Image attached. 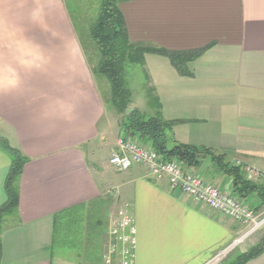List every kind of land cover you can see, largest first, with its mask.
<instances>
[{
	"label": "crops",
	"instance_id": "crops-1",
	"mask_svg": "<svg viewBox=\"0 0 264 264\" xmlns=\"http://www.w3.org/2000/svg\"><path fill=\"white\" fill-rule=\"evenodd\" d=\"M120 10L132 42L201 51L188 65L192 77L180 76L167 57L145 56L164 119L178 121L176 141L240 163L264 193V0H124ZM109 113L65 1L0 0V138L28 160L18 211L2 224L0 264H53L55 216L99 199H110L111 213L130 205L136 264H208L240 236L237 222L142 165L117 172L118 179L108 174L124 136L119 118ZM10 167V155L0 148V208ZM245 167L263 176L252 178ZM188 171L236 197L232 179L210 161ZM238 199L264 212L258 193ZM263 236L254 234L238 256ZM247 264H264V252Z\"/></svg>",
	"mask_w": 264,
	"mask_h": 264
},
{
	"label": "trees",
	"instance_id": "trees-1",
	"mask_svg": "<svg viewBox=\"0 0 264 264\" xmlns=\"http://www.w3.org/2000/svg\"><path fill=\"white\" fill-rule=\"evenodd\" d=\"M70 17L76 28L74 2L64 0ZM124 0H96L93 19L88 25V34L92 43L93 59H89L95 78H106L111 93L108 99L115 111L123 117L121 129L126 138L139 141L143 146L154 149L167 161H177L185 170L201 169L206 161L214 168L232 179L233 192L238 198H248L258 193L264 198L259 186L247 180L243 170L230 165L224 155L214 149L197 147L176 141L172 136L173 127L178 121H167L161 116L159 98L152 96V104L157 105V116L145 118L137 109H132V92L127 82V66L139 65L145 68V56L158 54L167 57L182 77H192L188 65L201 51L172 52L162 48L145 46L131 41L127 26L120 10ZM71 6V7H70ZM78 31V30H77ZM149 78V77H148ZM106 102V103H107ZM0 148L11 157V167L6 180L7 200L0 208V233L6 216L14 215L19 206V182L23 168L28 160L22 153L12 148L7 141L0 138ZM110 199H99L87 205L65 210L54 218L53 246L56 242H67L69 237H86L87 244L94 242L99 231L105 230L104 206ZM90 206V210H86ZM258 211V210H256ZM106 223V226H105ZM66 240V241H65ZM264 252V236L260 243L247 252L240 254L234 264H247ZM2 249L0 244V261Z\"/></svg>",
	"mask_w": 264,
	"mask_h": 264
},
{
	"label": "built area",
	"instance_id": "built-area-1",
	"mask_svg": "<svg viewBox=\"0 0 264 264\" xmlns=\"http://www.w3.org/2000/svg\"><path fill=\"white\" fill-rule=\"evenodd\" d=\"M109 163L118 173L128 171L134 164L142 165L147 168L150 176L159 180L168 179L173 189L241 226L239 238L208 264H220L233 245L243 243L264 227V212H257L230 191L207 183L200 175L185 170L179 162L167 161L154 149L143 147L133 139L120 137L117 140V150L112 153ZM245 171L252 178L263 176V173L250 167H245ZM129 207L126 203L111 213L105 236L103 264H136L138 232Z\"/></svg>",
	"mask_w": 264,
	"mask_h": 264
},
{
	"label": "rangeland",
	"instance_id": "rangeland-1",
	"mask_svg": "<svg viewBox=\"0 0 264 264\" xmlns=\"http://www.w3.org/2000/svg\"><path fill=\"white\" fill-rule=\"evenodd\" d=\"M71 7V6H70ZM74 17L77 20V30L82 38L83 47L87 53V56L90 60L93 59V51H92V43L88 34V25L93 19L95 8H96V0H76L74 2ZM127 82L128 86L132 92V109H137L145 118H151L157 116V105L152 104V96L156 94L154 86L150 79L149 75L145 68L139 65H128L127 66ZM100 82V89L105 98L106 102L110 98V85L106 78H98ZM158 97V96H157ZM159 98V97H158ZM160 101V99H159ZM161 104V101H160ZM107 106L110 109L109 115L113 117L115 120L119 118L120 122L123 117L119 115L115 109L109 105L107 102ZM161 116L164 118L163 109L161 104ZM139 145H142L139 141H137ZM143 146V145H142ZM109 154V153H108ZM103 155L104 158L102 162L108 159L109 155ZM107 173L115 175L118 179L122 177V174H117V171L111 167L107 166ZM206 181L205 177L202 176ZM111 190V193L115 192V190ZM86 210H90V206L86 208ZM103 212L105 213V221L107 223L109 215L111 214V204L107 203ZM258 212V211H257ZM105 223V226H106ZM106 230H100L99 233L95 236L94 242L91 241L90 245L87 244V239L82 235L80 237H69L67 242L61 241L56 242L53 246V264H102L101 260V248L105 243ZM264 232V227L260 229L257 234ZM256 234V233H255ZM252 237V236H251ZM250 237V238H251ZM239 238V237H238ZM236 238L235 241L238 239ZM249 239V238H248ZM247 239V240H248ZM238 245H233L231 249H229V254L226 257V260L223 264H234L236 262L237 256L239 254V248L244 246L246 241ZM66 241V240H65ZM233 244V243H232Z\"/></svg>",
	"mask_w": 264,
	"mask_h": 264
}]
</instances>
